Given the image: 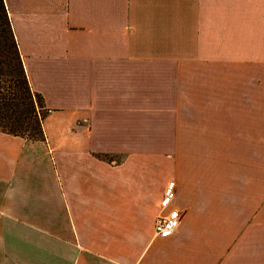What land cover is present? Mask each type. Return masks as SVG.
Instances as JSON below:
<instances>
[{"label": "crops", "instance_id": "0c3cea01", "mask_svg": "<svg viewBox=\"0 0 264 264\" xmlns=\"http://www.w3.org/2000/svg\"><path fill=\"white\" fill-rule=\"evenodd\" d=\"M3 1L48 112L0 131V264H264V0Z\"/></svg>", "mask_w": 264, "mask_h": 264}, {"label": "trees", "instance_id": "16d2710c", "mask_svg": "<svg viewBox=\"0 0 264 264\" xmlns=\"http://www.w3.org/2000/svg\"><path fill=\"white\" fill-rule=\"evenodd\" d=\"M17 45L6 6L0 0V131L30 140L44 139L42 120L48 109L40 94L32 91Z\"/></svg>", "mask_w": 264, "mask_h": 264}, {"label": "rangeland", "instance_id": "374dc122", "mask_svg": "<svg viewBox=\"0 0 264 264\" xmlns=\"http://www.w3.org/2000/svg\"><path fill=\"white\" fill-rule=\"evenodd\" d=\"M220 22H222V23H225L226 21H224V20H221ZM190 32V31H189ZM184 33L186 34V38H189L187 41H186V44L187 45H189V46H193V44L196 42V41H198L199 40V42H200V48H201V46H202V44H203V42H204V40H206V34L208 33L207 31L206 32H202V31H200L199 32V36L198 35H196V36H192L193 35V33H192V35H190V33H186V31H184ZM204 35V38H202V36ZM227 34H221L220 32H214V37H213V43H215V45L213 44V46H215L214 48H211V47H209V55H213V54H215V55H217V56H220V58L222 57V56H224V55H226V54H224L225 53V50L223 49V45H224V40H223V37L224 36H226ZM192 36V37H191ZM206 36V37H205ZM211 41H212V38H211ZM190 49H191V47H190ZM189 49V50H190ZM224 50V51H223ZM190 52L193 54V53H195L196 52V50L195 49H192V50H190ZM210 146H212L213 144H209ZM229 146V150H227L226 152H225V150H226V148H228L227 147V145H221V148H220V150H219V152L222 154V155H226V157H227V159H230V160H234V164H235V170H238L239 172L237 173L238 175H236V177H235V179H237L239 176H241L243 173V167H245L246 166V164H247V153H248V151H249V148H248V146H239V145H234V146H231V145H228ZM212 150V152L213 151H215L216 149H215V147L213 146L212 148H211ZM213 156H214V159L216 158V152L213 154ZM119 158V157H118ZM214 159H212V160H214ZM226 159V160H227ZM119 160V159H118ZM219 160V159H218ZM218 160H216V161H218ZM210 159L209 160H207V163H210ZM215 161V160H214ZM244 177H246V176H244ZM170 181H174V184H175V182H176V180H174V179H170L168 182H170ZM240 184V183H239ZM175 190H176V184H175V187H174V193H175ZM124 230H128V229H124ZM136 231V230H135ZM138 232H137V235H138V237H139V240L141 241L142 240V237L145 235V237L146 236H148V232L149 231H145V230H137Z\"/></svg>", "mask_w": 264, "mask_h": 264}, {"label": "built area", "instance_id": "2783aa9c", "mask_svg": "<svg viewBox=\"0 0 264 264\" xmlns=\"http://www.w3.org/2000/svg\"><path fill=\"white\" fill-rule=\"evenodd\" d=\"M174 187V181L167 182L162 199H160V214L154 222L153 235L155 237L171 236L179 226L182 213L178 208L171 206L172 199L175 197Z\"/></svg>", "mask_w": 264, "mask_h": 264}]
</instances>
